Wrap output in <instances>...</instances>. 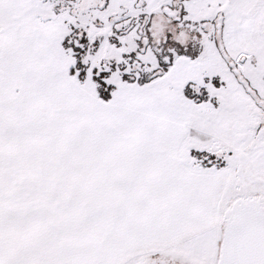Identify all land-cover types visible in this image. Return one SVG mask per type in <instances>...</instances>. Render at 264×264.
<instances>
[{
  "label": "snow or ice",
  "instance_id": "obj_1",
  "mask_svg": "<svg viewBox=\"0 0 264 264\" xmlns=\"http://www.w3.org/2000/svg\"><path fill=\"white\" fill-rule=\"evenodd\" d=\"M0 264H264V0H0Z\"/></svg>",
  "mask_w": 264,
  "mask_h": 264
}]
</instances>
